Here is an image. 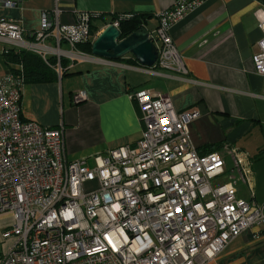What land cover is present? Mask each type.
Listing matches in <instances>:
<instances>
[{
    "label": "built area",
    "instance_id": "2783aa9c",
    "mask_svg": "<svg viewBox=\"0 0 264 264\" xmlns=\"http://www.w3.org/2000/svg\"><path fill=\"white\" fill-rule=\"evenodd\" d=\"M201 1L174 0L157 14L150 34L158 51L154 65L187 73L170 29ZM58 15L57 8L42 10L32 32L0 17L2 51L32 52L58 73L62 59L67 68L102 59L79 47L90 39L92 14L78 12L70 23ZM255 15L261 35L251 59L264 92V9ZM111 22L118 26L117 19ZM25 78L21 62L0 75V213L12 215L2 232L12 241L0 264H206L242 231L264 221V200L238 194L239 179L253 194L246 152L228 147V169L217 149L202 152L192 142L188 122L197 109H177L168 93L134 89L140 137L95 153L88 162L67 156L62 122L21 117ZM84 97L83 90L72 93L74 102Z\"/></svg>",
    "mask_w": 264,
    "mask_h": 264
},
{
    "label": "crops",
    "instance_id": "0c3cea01",
    "mask_svg": "<svg viewBox=\"0 0 264 264\" xmlns=\"http://www.w3.org/2000/svg\"><path fill=\"white\" fill-rule=\"evenodd\" d=\"M173 1L20 0L16 6L0 5V17L13 18L32 32L39 27L42 10L57 8L61 23H70L78 12L85 11L100 26L95 36L111 22L113 15L142 12L146 17L145 30L153 34L157 14ZM258 8L264 9V0H202L170 29L187 73L141 64L131 53L119 58L78 60L69 72L56 71V79L25 82L21 117L46 125L62 122L67 156L82 157L89 162L95 153L134 143L140 137L143 128L140 109L130 97V91L144 88L153 93H168L177 109L199 111L188 122V128L192 142L200 151L219 143L216 149L224 148L228 169L233 165L228 147L246 152L251 162L253 194L242 179L237 181L238 194L261 203L264 200L263 77L254 70L251 59L261 35L255 15ZM49 18L52 20L51 14ZM2 48L0 42V75L11 67ZM78 90H83L85 97L74 102L72 93ZM11 222L10 212L0 213V256L12 241L2 237ZM206 264H264V221L242 231Z\"/></svg>",
    "mask_w": 264,
    "mask_h": 264
},
{
    "label": "trees",
    "instance_id": "16d2710c",
    "mask_svg": "<svg viewBox=\"0 0 264 264\" xmlns=\"http://www.w3.org/2000/svg\"><path fill=\"white\" fill-rule=\"evenodd\" d=\"M93 17V16H91ZM118 20V27L120 29L121 37L126 36L130 32L134 30H145L143 22L146 20L144 13L142 12H134V13H122L115 14L111 17L110 21ZM104 23H106L104 21ZM100 28V26L96 25L91 21L90 18V39L93 38L96 31ZM88 39L86 42L79 44V47L85 51L91 50V41ZM6 60L13 67V64L21 62L24 70H25V82L27 81H48L56 79L58 73L56 70L48 65H46L42 58L29 51L11 48L8 52L4 53ZM67 63L66 59H62L63 68L61 69V74L69 72V68L65 65ZM71 68V67H70ZM219 146V143H215L210 146L205 151L216 150V147ZM204 150H202L203 152ZM204 151V152H205Z\"/></svg>",
    "mask_w": 264,
    "mask_h": 264
},
{
    "label": "water",
    "instance_id": "95a60500",
    "mask_svg": "<svg viewBox=\"0 0 264 264\" xmlns=\"http://www.w3.org/2000/svg\"><path fill=\"white\" fill-rule=\"evenodd\" d=\"M91 52L103 59L119 58L131 53L138 62L153 65L158 51L157 45L146 30H134L121 37L120 29L108 22L91 41Z\"/></svg>",
    "mask_w": 264,
    "mask_h": 264
},
{
    "label": "rangeland",
    "instance_id": "374dc122",
    "mask_svg": "<svg viewBox=\"0 0 264 264\" xmlns=\"http://www.w3.org/2000/svg\"><path fill=\"white\" fill-rule=\"evenodd\" d=\"M64 77L66 76V75H63ZM218 151L223 155V153H225V150H224V148L222 149V148H220V149H218ZM91 161V160H90ZM89 161V162H90ZM242 188H243V194L245 195V196H247L248 195V193H247V190L244 188V186H242Z\"/></svg>",
    "mask_w": 264,
    "mask_h": 264
}]
</instances>
